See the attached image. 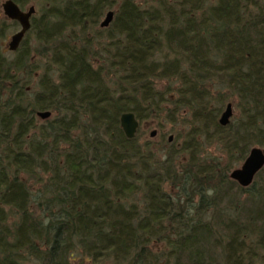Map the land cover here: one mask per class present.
<instances>
[{
	"label": "trees",
	"instance_id": "trees-1",
	"mask_svg": "<svg viewBox=\"0 0 264 264\" xmlns=\"http://www.w3.org/2000/svg\"><path fill=\"white\" fill-rule=\"evenodd\" d=\"M33 1L0 50V264H264V167L230 176L264 147V0ZM227 98L241 119L223 127ZM167 104L179 147L124 136L121 114Z\"/></svg>",
	"mask_w": 264,
	"mask_h": 264
},
{
	"label": "rangeland",
	"instance_id": "rangeland-1",
	"mask_svg": "<svg viewBox=\"0 0 264 264\" xmlns=\"http://www.w3.org/2000/svg\"><path fill=\"white\" fill-rule=\"evenodd\" d=\"M6 0H0V5ZM14 1V0H12ZM15 2V1H14ZM16 3V2H15ZM22 11H27L29 7L33 6L35 9V12L33 16H37L39 14V7L37 6V3L33 0H29L26 4H18L16 3ZM117 10V5H114L112 7L106 8L103 16L100 18L98 22V27H100L101 22L104 20L105 15L107 12L112 11L115 13ZM2 12V8H1ZM32 16V17H33ZM2 17L5 21V24L7 26L5 37L0 41V50L3 52L4 56L8 59H12L14 54L13 52L8 51L7 44L10 40V37L20 30V26L15 21H10L7 18L4 17L2 13ZM31 17V18H32ZM114 17V16H113ZM102 28V27H101ZM36 75V76H35ZM37 74H34V76L30 79V83L28 84V91L34 90V87L36 86L37 82ZM230 103L232 105V116L230 118L229 124L233 123L236 124L240 119V111L236 105L237 101L233 98H227L226 102L224 103L221 112L218 116V120L221 116V114L224 112L226 105ZM170 105H164L163 110L159 113L157 117H151L147 120L140 123L139 126V134H140V140H151L153 143L154 148L160 149V152H158V155L160 154V157L163 155V152L165 150V147L167 145L171 144L173 141L175 142V146L179 147L182 141L184 140V137L186 136V133L188 131V126L184 125L182 123L177 122L176 124L170 123L166 119V111L164 109H169ZM152 131L156 132V136L154 138L150 137V134ZM179 134V137L176 139V135ZM172 136V141L168 142V137ZM200 143L202 144V154L207 159H217L220 162H224L226 160L225 154L221 150V146L216 141H206L204 138H199ZM259 147V146H258ZM260 149H264V147L260 146ZM183 157V156H182ZM184 160V159H183ZM241 162L239 164L234 163V168H239L241 166ZM161 249V247H160ZM104 264H111V263H104Z\"/></svg>",
	"mask_w": 264,
	"mask_h": 264
},
{
	"label": "water",
	"instance_id": "water-1",
	"mask_svg": "<svg viewBox=\"0 0 264 264\" xmlns=\"http://www.w3.org/2000/svg\"><path fill=\"white\" fill-rule=\"evenodd\" d=\"M2 13L5 18L10 21H15L19 24L20 30L14 33L7 44L8 51L15 52L26 33L31 27V17L33 16L35 9L33 6L29 7L27 11H22L20 7L12 0H6L1 5ZM114 13L109 11L106 13L104 20L101 22L100 27L106 28L110 25L113 20ZM36 116L41 120H46L51 117L50 111L37 112ZM232 116V105L228 103L225 107L224 112L221 114L218 122L221 126H227ZM120 128L127 139H134L139 129V122L132 112H126L121 114L119 117ZM156 136V132L152 131L150 134L151 138ZM172 141V136L168 137V142ZM264 167V149L254 147L250 149L246 158L242 162L239 168H236L230 174L231 178L234 179L240 186H249L255 176Z\"/></svg>",
	"mask_w": 264,
	"mask_h": 264
}]
</instances>
